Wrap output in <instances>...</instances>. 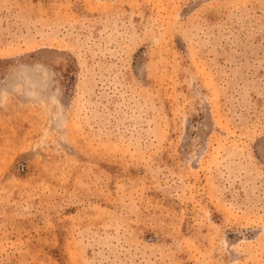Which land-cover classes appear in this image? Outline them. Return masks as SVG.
I'll list each match as a JSON object with an SVG mask.
<instances>
[{
    "label": "rangeland",
    "instance_id": "obj_1",
    "mask_svg": "<svg viewBox=\"0 0 264 264\" xmlns=\"http://www.w3.org/2000/svg\"><path fill=\"white\" fill-rule=\"evenodd\" d=\"M0 264H264V0H0Z\"/></svg>",
    "mask_w": 264,
    "mask_h": 264
}]
</instances>
